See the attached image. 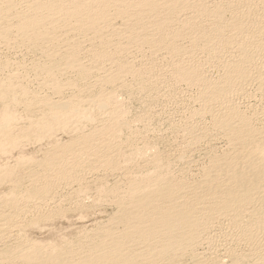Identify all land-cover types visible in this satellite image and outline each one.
<instances>
[{"label":"bare ground","instance_id":"6f19581e","mask_svg":"<svg viewBox=\"0 0 264 264\" xmlns=\"http://www.w3.org/2000/svg\"><path fill=\"white\" fill-rule=\"evenodd\" d=\"M12 37L22 44L43 47L46 62L61 61L81 79L95 76L100 88L118 84L150 88L167 80L174 90L179 85L187 91L193 89L191 102L197 107L185 113L181 125L191 130L196 128L191 120H197V138L211 137L207 160L192 170L187 166L184 174L170 179L144 173L142 165L133 169L120 163V143L112 144L111 135L129 126L123 112L113 114L111 124H102L96 138L59 147L45 162L35 160L27 177V193L22 195L30 203L33 197L65 196L63 192H70L73 186L81 189L84 183L113 177L111 191L123 193L120 199L128 206L120 204L128 208L119 209V222L97 237L66 245L65 250H54L55 246L40 252L34 246L26 247L28 241L23 252H17L25 264H176L186 255L194 264H241L245 259L264 264V0H0V41L6 43ZM49 75L57 77L55 72ZM60 84L52 86L58 93ZM100 93L92 105L108 110L109 97L102 90ZM72 100L60 97L41 104L50 113H42L44 117L35 123L38 135L50 133L53 126L63 127L70 118H91ZM7 116L0 121L1 148L2 138L13 141L25 131L12 126L11 116ZM193 144L188 139L173 155L182 160ZM157 155L148 164L158 166L169 158L168 153ZM34 204H30L33 214L46 218L47 210L58 203ZM23 210L12 213L26 218ZM1 216L0 242L4 244L11 227ZM218 234L224 242L219 253L205 257L206 251L204 255L197 251L203 240L214 242ZM9 247L4 244L5 249Z\"/></svg>","mask_w":264,"mask_h":264},{"label":"rangeland","instance_id":"374dc122","mask_svg":"<svg viewBox=\"0 0 264 264\" xmlns=\"http://www.w3.org/2000/svg\"><path fill=\"white\" fill-rule=\"evenodd\" d=\"M16 38L17 37H12L6 43L0 41V85L2 84V86H0V97H1L0 98V112H1L0 121H2L1 119H3V115L4 116L9 115V117L10 116L12 117V118L11 117L9 118L12 122V126L15 124L16 127H21V128L23 127V129L25 130L22 132V134L18 132L22 137L19 134L17 136L15 135L16 138L14 136V138L12 139L13 141L2 138L3 147L2 148L0 147L1 148L0 149V167L2 166L0 168L1 169L0 176H2L0 177V179L2 178L0 180V198H1L0 199V215H2L1 218L3 217L2 221L5 222V225H9L8 227L12 228V229L10 228V231H9L10 232L9 234H11V236L4 243L6 246L7 245L10 246L9 248H7L8 251L7 249L4 248L3 242H0V264H22V263L25 264V262L22 261L21 257L19 258L20 254L18 255V253L20 251L23 252L22 251L23 248L26 245H29L27 243L30 240H31L30 245L26 247L34 246L35 248L32 247L31 250H33L34 248V249L39 250L40 252H45V251L47 252V250L49 251V249L55 246H56V249L54 250H57V251L61 249L65 250L66 245H70V244L77 245L78 242L80 241L84 242V240L87 241L88 238L89 240H92V238H95V236L96 237L98 236V233L101 232V230H103L107 226H112V224L115 222H119L120 220L119 209L121 208L124 209V207L128 206L127 205L128 203L126 204L124 199H120L123 196V193H119V194L112 193L111 189L113 187V182L115 180V178L113 179V177L111 178L103 177V179L99 181L97 180V182L95 181L94 183H90V185L89 184L86 185V183H84L85 185L81 189H79L78 186H73L75 190L73 188H70V192H68L67 190L64 191L63 192L65 194V196L63 195L64 197L62 196V194H59V193L56 194L54 197H51V199H46V200L33 197L35 200L32 201L31 199V203L30 201H28V198L22 197V195H25L27 193L26 186L29 184L28 178H30L29 176L30 170L34 168L33 165L36 163V161L45 162V160L47 159V156L50 155L49 153L57 150L59 147L65 146L67 144H73L80 140L86 141V140H91V139L96 138L97 136L94 137V135L100 128H102L103 126H106V124H109V123L111 124V121H112L111 116L113 118L114 117L113 114L119 115V113L123 112L121 115L124 119H126V121L129 124V126H127L126 129L125 128L118 129V131L116 130V133H113L115 135L113 134L111 135L112 144H114L113 142H115V144L120 143L119 145L121 147V150L119 151L120 153L118 154V159L122 165H125L127 167L131 166L132 168L133 166L136 168L137 165L138 166L142 165V169L144 173H149L151 175H154L155 177H157V175L159 174L160 176L165 175L167 176L166 178L170 179L172 176L176 177V175L184 174L187 166H189L191 168L190 170H192L196 168L195 167L196 165L198 167V165H201L207 160V157L210 154V151L208 150L207 146L211 142V137L204 136V138H202L203 137L202 136L200 138H197V136L199 135L198 133L200 132V128L199 130L197 129L199 125V123H197L196 125L197 120H191L192 124L190 123V125H194V127H196L193 129L191 128V130L186 129L187 127H185V130H184L180 122L181 118L183 121V118L186 116L187 112L191 110V108L194 109L197 107L196 105L197 103L191 102V97L194 94L193 89L190 91L189 90L187 91V90H184L183 85L181 86L179 85L174 90L170 81L168 82L167 80L161 81L162 82L161 84L164 85V88H161L163 85H160V82L156 84L157 86L156 85L155 87L152 86L154 89L152 87L149 88V86L147 85H143V86L140 85L141 87L136 86L139 88L138 90V88L134 89L136 88L134 85H132L134 87H131V85L124 86V85H119V84L115 86L113 85L101 86L102 88H100L99 85L95 84L96 83L95 76L94 78L91 77L89 79H86V78L81 79L74 70H67L65 64L63 62L61 63V61L60 63L59 62L57 63L55 61V64L54 62H50V63L46 62V58L43 56V47L40 48L39 46L34 47L28 44H22V43H19V39L17 38L18 39L17 40ZM84 60L88 61L86 57L84 58ZM51 71L52 73L55 72L57 77L51 78L49 75V74H52ZM162 78H165V76ZM54 83H58V84L61 83L60 85L61 86L63 85L61 92H59L61 95L52 88ZM130 87L133 89L130 90L131 89ZM8 88H10L11 90ZM101 90H102V94H105L107 97H109L108 105H107V108L109 107L108 110L106 108L100 110L98 108L93 107L92 105L93 102L91 101H94L99 96V94H101L100 93ZM103 91L105 92L103 93ZM108 93L112 94V98H111V95L110 96L108 95ZM60 97H65V98L69 97L70 100L73 99L72 102L74 104H77V105L79 104L78 107L81 109L82 114H85V115L88 114L90 115L91 118H89L88 120H86L85 117H83L82 119L81 116H78L79 118L74 117L75 119L70 118L64 122V124L66 125L64 126L63 124L62 125L63 127L57 126L56 128V126H53L52 129L54 130L50 131V133L49 132L47 133L49 136L47 134H43V136L40 134L38 135L39 133L38 130L34 129L35 123L37 121H40V118L44 114L48 115L50 113V111L46 109L44 106L42 107V105L44 104L45 100L46 101L55 100V99L57 100ZM74 101H76L77 103H75ZM86 102H88L89 104ZM105 116L109 118H106ZM101 119L103 121H101ZM189 122H190V119H189ZM180 125L182 126V128L180 127ZM190 125L188 124V126ZM31 129L32 131H30ZM194 129L195 130L197 129L198 131L196 130L197 131L196 132ZM33 131L35 134L33 133ZM195 134H198V135H195ZM18 136L20 137L17 138ZM189 136L191 137V139ZM194 136L195 138H193ZM188 139L191 143L193 142L196 145L193 146V149L190 152H188L185 155V157H183L182 160L176 158L175 154L173 155V152L176 153L177 149L179 150V148L183 146L187 142ZM196 140H199V141H196ZM113 149L115 148L112 147L111 150ZM163 153H168L169 158L168 159L165 158L162 162H160V164H158V166L156 165L157 167L152 166V163L151 165L148 164V162L149 163L152 162L150 160H152L157 154L161 155ZM120 154L123 157H121ZM30 157L32 159H30ZM129 158L131 159L130 161H129ZM145 164H147L148 167L146 166L144 169L143 165ZM40 168L41 167H39L38 169ZM8 171L11 172L10 176L7 174ZM103 171L104 170H102V172ZM4 172L6 173V175ZM4 175L5 177H3ZM89 177H90V174L88 175V178ZM111 193L115 195V197ZM65 198H67L68 200ZM46 201H49V202H46ZM50 202H51V205H55L57 203L58 204L55 205L54 207H50L49 209L51 210L47 208L48 209L47 216L49 217L37 218L36 215L33 214L34 211L32 210V207L30 206V204L35 203L34 206H40V205L42 206L43 204L47 205L46 203H50ZM120 203L123 205H127V206H123ZM22 207L23 209L25 208V211L23 210V213L26 214V218L25 216L24 217L16 216L12 213V211H16L17 209L21 210ZM3 215H6V216H3ZM0 235H2V232H0ZM4 236H8V234ZM217 237H214L212 239V240L215 239L214 242H217V244L212 241L211 242L212 245H211V243H208L205 240H203L200 244L201 246L199 245V247H197L199 249L197 251L200 253L201 252L203 253L206 251L205 257L209 256L207 254H210L211 252L212 253L210 255L219 253V250H221L219 248H221V245H223L224 242L222 240L223 236L221 234H218ZM218 239H220V242H218L219 241ZM31 242H33V245H31L32 244ZM204 243H208V245ZM16 244H18V246ZM16 246L18 249H16ZM213 246L215 249H212ZM206 248H210V249H206ZM217 248H218V252H216ZM15 249H16V253L14 251ZM12 250L13 252H11ZM185 257H181L182 260L180 259L176 264H194L192 263V258L190 256L188 257V255H186ZM245 260L241 264H252L250 260L249 261L248 259H245Z\"/></svg>","mask_w":264,"mask_h":264}]
</instances>
